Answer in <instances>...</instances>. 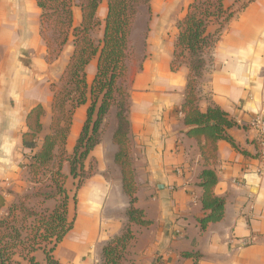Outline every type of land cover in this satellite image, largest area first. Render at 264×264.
Masks as SVG:
<instances>
[{
  "label": "crops",
  "instance_id": "crops-1",
  "mask_svg": "<svg viewBox=\"0 0 264 264\" xmlns=\"http://www.w3.org/2000/svg\"><path fill=\"white\" fill-rule=\"evenodd\" d=\"M192 1L170 0L169 4L187 7ZM241 1L226 0L225 5L237 10ZM161 3L157 0L158 6ZM99 13L106 15L107 0ZM40 14L35 0H0V221L7 218L14 205L34 194L29 151L23 147L22 139L28 131L27 116L41 104L45 115L40 139L49 133L51 83L64 73L74 50L69 43L57 61H46ZM74 18L81 19L79 8H75ZM172 54L149 63L129 89V140L138 187L136 207L152 225L132 226L135 242L127 256L133 264L195 263L182 258V253L200 254L197 264H264V135L260 143L254 126L257 118L264 121V0H250L236 13L196 83L201 112L219 108L240 126L228 131L239 150L219 141L216 161L209 166L218 177L214 193L225 200L226 206L223 220L205 231L199 224L206 213L199 184L206 167L199 142L187 136L182 112L189 69L183 67L173 73ZM96 72L94 59L86 69L89 83ZM87 110L88 105L82 106L74 115L68 150L74 148L80 136ZM115 131L90 155L98 169L105 172L104 182L91 178L81 194H86L83 215L63 246V254L70 261L88 250L95 239L98 217L91 203L98 202L101 207L106 236L102 251L128 225L130 203L123 191L121 170L115 163ZM98 187L105 189L101 193L104 197L97 195ZM35 204L34 199L27 202L31 207ZM55 206V200L45 204L50 211ZM243 241L248 244L243 246ZM34 257L45 264L42 251H36ZM15 260L29 264L18 256Z\"/></svg>",
  "mask_w": 264,
  "mask_h": 264
},
{
  "label": "trees",
  "instance_id": "trees-1",
  "mask_svg": "<svg viewBox=\"0 0 264 264\" xmlns=\"http://www.w3.org/2000/svg\"><path fill=\"white\" fill-rule=\"evenodd\" d=\"M41 11V37L47 49L46 61H57L65 47L71 43L73 53L60 78L59 86L52 85V122L50 134L42 140L37 150L39 134L42 133L41 104L35 106L27 116L28 131L23 134V147L30 152L28 164L31 180L37 186L32 197H25L14 205L9 215L0 221V264H21L18 256L29 264H41L34 257L36 251L45 255V264H61L55 252L73 229L69 220L70 199L65 189L66 175L61 164H56L57 153L66 152L76 111L88 105L87 122L93 121L91 129L85 122L75 155L85 159L98 144L99 129L110 110L117 107V130L113 142L118 147L115 163L122 173L123 191L129 199L128 225L120 236L111 239L102 251L101 264H124L129 248L135 242L132 226L149 227L144 212L136 207L138 187L131 161L129 140L130 94L126 87L131 55L130 34L140 6H149L152 0H107L103 38L94 39L93 33L102 26L98 11L103 0H35ZM226 0H193L186 14L177 24L178 36L174 44L170 69L173 73L183 67L189 69L185 103L182 107L187 136L196 139L205 162L200 175L202 206L206 212L199 219L205 231L211 224L223 220L226 202L217 197L214 189L218 177L209 166L217 158V143L228 142L239 150L235 140L228 134L239 124L219 108L201 112L197 106L196 83L206 69L207 56L221 38L223 31L246 5L234 10L225 5ZM80 9L81 20L75 23L74 10ZM218 28L214 31V26ZM97 59L95 78L89 83L86 69ZM91 130V131H90ZM90 133V134H89ZM203 140L205 142L203 143ZM84 146V147H83ZM81 148H84L80 153ZM37 150V151H36ZM53 164V166H52ZM71 174L75 177L74 169ZM49 176L44 181L40 176ZM34 199L35 206L27 205ZM56 201L55 208H45L46 202ZM3 199L0 197V207ZM182 258L193 259L197 264L201 255L182 253Z\"/></svg>",
  "mask_w": 264,
  "mask_h": 264
},
{
  "label": "rangeland",
  "instance_id": "rangeland-1",
  "mask_svg": "<svg viewBox=\"0 0 264 264\" xmlns=\"http://www.w3.org/2000/svg\"><path fill=\"white\" fill-rule=\"evenodd\" d=\"M169 1L170 0H162L161 5L158 6L157 0H152L149 6L142 5L138 9V14L130 34L131 55L127 63L128 72L125 82L128 92L129 89H132V83L134 82L136 77L144 73L145 68L149 63L157 61L158 57L170 56L172 54V51L174 50V44L178 36L177 24L180 20L184 18L187 7L170 5ZM249 1L250 0H242L240 7L246 5ZM101 6H104V0ZM98 17L102 22V26L96 29L95 32L93 33L94 39L96 41H99L103 38L104 20L106 15L104 16L99 13ZM80 20L81 19L75 20L76 25L80 23ZM217 28L218 26L215 25L212 29H214L215 31ZM69 46L73 50V45L71 43ZM210 55L211 54H209L206 58L207 60L206 68L210 61ZM62 75L63 73L60 74L57 79H53L51 85L59 86L60 78ZM50 89H51V93H50V99H48V101L52 109V101L54 96V93L52 92L53 87ZM117 112H118L117 107L114 106L110 110L108 115L105 117L99 129L98 144L96 145V147L102 144L104 142V139L106 140L108 136L109 138H111L113 130L115 129L117 130V125H118ZM95 119L96 117L94 116L93 120H91L90 122L85 121L89 123V129H91V126ZM51 122H52V114H51V121L49 124L48 134H50ZM44 138L45 137L40 139L39 137L37 150L41 148L42 140ZM79 138L77 140H79ZM77 140L73 149L68 150L66 145V152L62 154L57 153V159L55 160L56 164H61L60 165L61 171L66 175V181L64 185L70 199L69 220L73 226L72 227L73 229L71 230L69 235L66 236L67 238H65L63 245H61V247L57 251L56 258L59 260L61 264H101L102 263L101 247L106 240V236L104 234V230L102 226V219L100 212L101 207L98 202L95 203L96 205L91 203L92 206L96 208L95 212L97 214L98 220L96 222V236L94 241H92L88 245L87 247L88 250L79 253L74 261L68 260V258L63 254L64 243L74 233L76 223L82 214L83 201L85 199L86 194L82 196L81 194L84 192V189H86V187L88 186V183L90 182L91 178H95L104 182V179L102 177H104L105 172L99 170L98 163L93 158H90L91 153L94 151L96 147L91 151V153L85 159H81L80 154H78L77 156L75 155V147L77 145ZM83 149L84 148H81L80 153L84 151ZM28 158L30 162V152L28 153ZM72 169H74L75 177L71 174ZM40 179L46 181L49 179V176L48 175L44 177L40 176ZM95 179H93V181ZM34 185L36 187H39L35 183ZM103 191H105V189H101L99 187L96 189V193L98 196ZM104 196L105 194H101V197ZM51 205H53V203ZM124 264H133V262L132 260L129 259L128 256H126V261L124 262Z\"/></svg>",
  "mask_w": 264,
  "mask_h": 264
},
{
  "label": "built area",
  "instance_id": "built-area-1",
  "mask_svg": "<svg viewBox=\"0 0 264 264\" xmlns=\"http://www.w3.org/2000/svg\"><path fill=\"white\" fill-rule=\"evenodd\" d=\"M254 126L256 128V130L258 131L259 134V141L260 143H263V135H264V121L262 119L257 118L254 121ZM248 243L243 241L242 245L246 246Z\"/></svg>",
  "mask_w": 264,
  "mask_h": 264
}]
</instances>
